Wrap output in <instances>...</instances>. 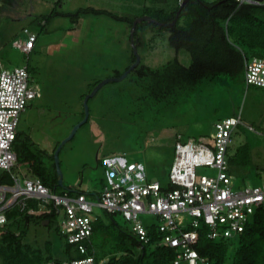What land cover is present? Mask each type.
Masks as SVG:
<instances>
[{
    "label": "rangeland",
    "instance_id": "rangeland-1",
    "mask_svg": "<svg viewBox=\"0 0 264 264\" xmlns=\"http://www.w3.org/2000/svg\"><path fill=\"white\" fill-rule=\"evenodd\" d=\"M172 5L174 0H0V69L26 65L29 81L39 92L20 113L17 132L28 135L39 149L53 156L52 151L83 119V99L92 91L88 92L92 84L122 74L133 52L131 26L126 20L89 14L77 32L69 17L60 13L106 6L105 10L120 17H134L145 7L167 9ZM32 35L35 49L25 55L13 41H24ZM137 54L140 63L151 68L174 58L184 66L191 63L186 50L176 52L169 46L166 31L146 32ZM127 80L108 82L88 99L86 122L59 150L61 186L56 192L70 188L87 193L88 198V193L99 192L106 183L103 159L113 153H125L127 159L141 164L146 181L167 186L175 142L208 144L215 122L239 114L241 123L233 130L228 154L247 142L251 155L249 164L230 175L232 189L264 182V88L246 86L240 73L217 82L203 81L174 103L152 104L133 101L140 91ZM42 160L52 174L53 157ZM54 169L57 175L55 164ZM196 173L214 176L215 170L200 166ZM13 175L20 179L31 176L22 164L15 166ZM94 212L104 222L109 220L103 210L96 208ZM62 219L60 209L55 224L60 226ZM113 220L130 230L131 223L121 215H113ZM140 220L144 226L156 222L152 214H141ZM53 225L46 232L39 225H31L25 242L52 239ZM231 241L230 253L236 246V236Z\"/></svg>",
    "mask_w": 264,
    "mask_h": 264
},
{
    "label": "trees",
    "instance_id": "trees-1",
    "mask_svg": "<svg viewBox=\"0 0 264 264\" xmlns=\"http://www.w3.org/2000/svg\"><path fill=\"white\" fill-rule=\"evenodd\" d=\"M178 9L179 3L174 0V5L167 9L145 7L137 17L147 15L158 22L170 23ZM89 14H105L126 20L130 26L137 18L120 17L113 12L94 7L79 8L74 13L59 15L69 17L75 23L82 15ZM154 31L156 34L166 31L169 46L176 52L186 50L191 63L184 66L174 58L158 68H151L139 62L124 79L128 78L129 84L131 82L132 87L139 89L140 92L134 95L133 101L140 103H174L177 98L188 95L203 81L217 82L223 77L233 78L240 73L244 78L246 60L264 59V5L239 4L236 0H188L171 27L148 21L138 22L134 32L136 47L144 42L146 32ZM133 62L132 52L125 70ZM120 75L121 72L115 77ZM99 81H95L88 92ZM138 112L139 110L135 113ZM237 116L240 117V114ZM13 151L17 165H24L32 177L40 179L56 192L59 185L54 164L51 174L42 160L45 156L52 158V154L47 155L28 135L19 132H16ZM250 155L251 149L247 142L237 146L227 156L228 173L231 175L236 168L249 164ZM0 182L9 183L10 175L1 172ZM65 192L73 194L83 191L62 188L56 193ZM30 207L34 209L33 213H28ZM57 213L56 209L50 207L49 210H37V205L32 200L23 211L14 208L7 212V223L0 229V264H46L51 260L60 262L88 256L93 257L95 264L101 260H105L103 264H172L175 258L174 249L162 243L163 234L158 231L156 224L146 225L149 239L143 243L131 230L117 225L113 215L106 211L104 213L109 220L104 222L97 216L92 222L88 238L79 242L85 246L81 253L77 248L79 243H68L60 233L59 226L54 222ZM31 225H39L45 232L53 225L52 239L25 242L24 237ZM189 229L188 227L185 230ZM196 230L197 238L192 247L210 264H264V206L256 207L244 223L243 230L230 237L210 239L207 237L208 229L203 224ZM234 236L237 240L236 246L230 253L229 247L233 244L231 238Z\"/></svg>",
    "mask_w": 264,
    "mask_h": 264
},
{
    "label": "built area",
    "instance_id": "built-area-1",
    "mask_svg": "<svg viewBox=\"0 0 264 264\" xmlns=\"http://www.w3.org/2000/svg\"><path fill=\"white\" fill-rule=\"evenodd\" d=\"M180 4L183 0H177ZM239 4L264 5V0H236ZM19 51L28 55L35 44L32 35L24 41H13ZM26 65L0 69V171L10 175V182H0V229L7 223V212L14 208L23 211L32 200L37 210L58 212L63 219L59 230L68 243L78 244L87 239L92 222L97 219L95 209L112 215L119 214L131 223L130 230L140 241L149 239L141 214H152L156 228L162 233V243L173 248L172 264H210L198 255L192 244L201 224L207 227V237H230L243 230L247 218L258 206H264V182L232 189L227 156L233 130L241 123L239 116L214 123L208 144L194 141L174 144V157L168 171V185L146 181L143 166L129 160L125 153H113L103 159L106 183L88 198L87 193L54 192L40 179L32 176L20 179L13 175L16 164L13 142L16 138L20 113L27 102L39 96L37 87L30 83ZM246 86L264 87V59L252 58L244 62ZM200 166L215 170L214 176L197 175ZM28 213L34 209L29 208ZM152 224V223H150ZM147 224V225H150ZM189 230H185L186 228ZM82 253L85 246L77 245ZM101 260L96 264H103ZM46 264H95L92 256L48 261Z\"/></svg>",
    "mask_w": 264,
    "mask_h": 264
},
{
    "label": "water",
    "instance_id": "water-1",
    "mask_svg": "<svg viewBox=\"0 0 264 264\" xmlns=\"http://www.w3.org/2000/svg\"><path fill=\"white\" fill-rule=\"evenodd\" d=\"M188 0H183L180 4H179V9L178 11L176 12L175 14V17L174 19L172 20V22L170 23H162V22H158L154 19H152L151 17L147 16V15H144V16H141V17H137L133 20L132 22V25H131V29H130V33H129V39H130V44H131V48H132V51H133V55H134V62L119 76V77H113V78H109V79H105V80H102L100 82H98L92 89V91L90 93H88L87 95H85L84 99H83V104H84V117L83 119L78 122L70 131L69 135L56 147V149L54 150L53 152V159H54V164H55V168H56V171H57V176H58V179H57V184L59 186H61V173H60V170H59V163H58V153H59V150L61 148V146L68 140H70L76 130L86 122V119H87V116H88V110H87V106H86V103L88 101V99L90 97H92L93 95L96 94V92L106 83L108 82H111V81H121L122 79H124L126 77V75L132 70L134 69L140 62V57L139 55L137 54V47H136V44H135V37H134V32H135V27H136V24L140 21H148V22H154L156 23L157 25H161V26H164V27H171L174 23H175V20L179 14V11L180 9L182 8V6L187 2ZM258 1H262V0H258ZM46 223L48 221H45Z\"/></svg>",
    "mask_w": 264,
    "mask_h": 264
},
{
    "label": "crops",
    "instance_id": "crops-1",
    "mask_svg": "<svg viewBox=\"0 0 264 264\" xmlns=\"http://www.w3.org/2000/svg\"><path fill=\"white\" fill-rule=\"evenodd\" d=\"M99 9H107L106 8V6H104V7H102V8H99ZM108 10V9H107ZM140 14L138 13V15H136V17L137 16H139ZM92 16H94V15H92ZM86 18H90L88 15H86V16H84V17H82V18H79V20L77 21V22H75V23H73V25H74V27H75V29L77 30V32L78 31H80L81 30V27H82V25H83V23H82V20L83 19H86ZM72 23V22H71ZM129 41H130V39H129ZM35 44H34V47L31 49V51H30V53L35 49ZM35 99V98H34ZM88 195H90L91 197H93L94 196V193H88Z\"/></svg>",
    "mask_w": 264,
    "mask_h": 264
}]
</instances>
